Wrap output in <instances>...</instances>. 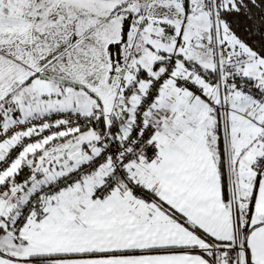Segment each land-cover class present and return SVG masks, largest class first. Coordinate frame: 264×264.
Instances as JSON below:
<instances>
[{
  "label": "snow or ice",
  "instance_id": "obj_1",
  "mask_svg": "<svg viewBox=\"0 0 264 264\" xmlns=\"http://www.w3.org/2000/svg\"><path fill=\"white\" fill-rule=\"evenodd\" d=\"M0 264H264V0H0Z\"/></svg>",
  "mask_w": 264,
  "mask_h": 264
}]
</instances>
